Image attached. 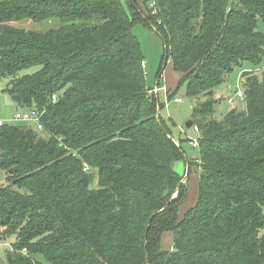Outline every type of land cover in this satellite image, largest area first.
I'll use <instances>...</instances> for the list:
<instances>
[{
	"label": "trees",
	"instance_id": "obj_1",
	"mask_svg": "<svg viewBox=\"0 0 264 264\" xmlns=\"http://www.w3.org/2000/svg\"><path fill=\"white\" fill-rule=\"evenodd\" d=\"M129 1L197 103L198 203L179 220L185 156L121 0H0L4 92L43 114L42 131L0 127V240L15 237L0 264H264V70L244 72V106L215 118L219 89L264 59V0ZM23 21L54 26H11Z\"/></svg>",
	"mask_w": 264,
	"mask_h": 264
},
{
	"label": "rangeland",
	"instance_id": "obj_2",
	"mask_svg": "<svg viewBox=\"0 0 264 264\" xmlns=\"http://www.w3.org/2000/svg\"><path fill=\"white\" fill-rule=\"evenodd\" d=\"M125 7L131 21L133 22L132 33L137 39L142 56L146 63L143 71L146 78V86L148 89L153 90L157 85L159 87H166L171 94L169 99L168 94L161 91L156 95L159 108L158 113L161 119L166 124V127L173 138V140L181 146L185 156V161H189L190 169L188 173L187 162L174 163V170L186 182V198L183 205L179 208L178 218L183 219L198 203L199 199V175L196 160L199 159V147L193 148L190 141L200 139L199 131L195 130V126L187 128V123L193 121L195 118L194 109L197 103L190 99L186 94L185 82H182L183 76L178 74L172 64V61L165 60V44L162 36L152 28L145 20H143L138 12H135L130 6L129 0H121ZM137 4L143 12L152 11L154 9L153 0H136ZM12 27L18 29H25L31 31H44L52 28V22L33 23L31 21H23L11 24ZM257 29L259 32L264 33V23L260 20ZM39 67L30 68L20 73L23 75H32L39 71ZM264 70V59L260 64L252 65L245 63L242 68L236 69L230 76L228 82L223 85L218 93H220L221 101L216 106L215 118L218 120L231 110L235 108H242L244 104L236 100L238 90H242V74L245 72H256L261 75ZM9 81L4 79L0 81V118H6L5 124L8 125H22L25 122L15 120L17 113L16 105H11V98L4 92L7 88ZM235 100L234 105L228 104V99ZM175 99H182L184 103L178 104ZM31 126L33 123H26ZM6 180L4 173L0 172V187L1 182ZM15 243V237H9L5 240H0V259H4L7 251ZM162 249L170 251L174 247V234L172 232L164 233L161 239ZM49 264V263H44Z\"/></svg>",
	"mask_w": 264,
	"mask_h": 264
},
{
	"label": "built area",
	"instance_id": "obj_3",
	"mask_svg": "<svg viewBox=\"0 0 264 264\" xmlns=\"http://www.w3.org/2000/svg\"><path fill=\"white\" fill-rule=\"evenodd\" d=\"M145 66H146V63L143 62V67ZM161 91L165 92L166 94L169 93V90L166 87H159L157 85L153 90L150 91V94H154L156 96ZM244 98H245L244 90L243 89L238 90L237 95H236V100L239 102H242ZM53 99L56 100V97H54ZM175 100L178 104L184 103L182 99H175ZM227 101L229 105L235 104V100H233L232 98L228 99ZM42 115L43 114L37 111L36 109L19 110L15 115V120L20 121V122H25V123H33L38 131H42L43 130V126L41 124ZM4 125L5 123L0 121V127H3ZM194 128L196 131H199L197 126H195ZM190 145L193 148H198L199 141L198 140L191 141ZM1 233H2V230L0 229V234ZM23 253H27L26 250H23Z\"/></svg>",
	"mask_w": 264,
	"mask_h": 264
},
{
	"label": "crops",
	"instance_id": "obj_4",
	"mask_svg": "<svg viewBox=\"0 0 264 264\" xmlns=\"http://www.w3.org/2000/svg\"><path fill=\"white\" fill-rule=\"evenodd\" d=\"M11 103V105H15L14 103H13V101L12 102H10ZM17 107V106H16ZM20 109L17 107V112L19 111ZM7 121V119L6 118H0V121L1 122H5V121ZM30 125V124H29ZM0 172H2V171H0ZM2 173H4V172H2ZM6 184V180L5 181H2L1 182V186H4Z\"/></svg>",
	"mask_w": 264,
	"mask_h": 264
},
{
	"label": "water",
	"instance_id": "obj_5",
	"mask_svg": "<svg viewBox=\"0 0 264 264\" xmlns=\"http://www.w3.org/2000/svg\"><path fill=\"white\" fill-rule=\"evenodd\" d=\"M158 117H159V113H158ZM193 126H194V122L193 121H189L187 123V128H192ZM186 162H187V165H188V173L187 174H189L190 164H189L188 160Z\"/></svg>",
	"mask_w": 264,
	"mask_h": 264
}]
</instances>
